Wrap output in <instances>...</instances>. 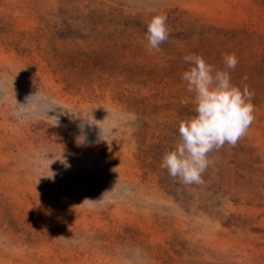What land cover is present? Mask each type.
<instances>
[{
	"label": "rangeland",
	"instance_id": "374dc122",
	"mask_svg": "<svg viewBox=\"0 0 264 264\" xmlns=\"http://www.w3.org/2000/svg\"><path fill=\"white\" fill-rule=\"evenodd\" d=\"M229 53L252 121L184 184L183 57ZM0 264H264V0H0Z\"/></svg>",
	"mask_w": 264,
	"mask_h": 264
},
{
	"label": "clouds",
	"instance_id": "9594fccd",
	"mask_svg": "<svg viewBox=\"0 0 264 264\" xmlns=\"http://www.w3.org/2000/svg\"><path fill=\"white\" fill-rule=\"evenodd\" d=\"M166 21L167 17L159 14L147 22L144 38L149 50L159 51L160 45L167 41L169 28ZM183 61L190 67L182 72L181 81L192 94L189 99L195 114L179 122V141L174 149L162 156L160 167L184 184H200L211 163L208 154L225 144H235L245 134L253 118V105L247 88L242 91L231 83L229 70L238 63L234 53L222 56L223 69L214 68L195 54L185 55ZM34 96L27 97L24 104H18L21 115L31 111L32 105L28 101ZM44 107L46 115L55 110L51 101ZM83 142L84 137L77 138L78 144ZM63 163L69 167L66 161Z\"/></svg>",
	"mask_w": 264,
	"mask_h": 264
}]
</instances>
